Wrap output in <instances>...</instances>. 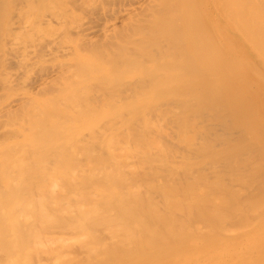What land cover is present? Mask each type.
<instances>
[{
	"label": "bare ground",
	"instance_id": "obj_1",
	"mask_svg": "<svg viewBox=\"0 0 264 264\" xmlns=\"http://www.w3.org/2000/svg\"><path fill=\"white\" fill-rule=\"evenodd\" d=\"M86 1L0 0L2 67L16 57L3 56L9 39L40 37ZM136 1L98 0L66 50L39 42L40 56L62 47L89 66L65 60L58 70L60 60L58 81L35 91L32 65L14 80L0 74L3 127L17 110L43 115L45 94L64 105L60 117L90 122L58 133L72 121L43 103L59 125L28 118L36 129L21 138L9 127L17 142L12 156L5 143L0 151V264H264V0ZM126 6L135 12L118 27Z\"/></svg>",
	"mask_w": 264,
	"mask_h": 264
},
{
	"label": "rangeland",
	"instance_id": "obj_2",
	"mask_svg": "<svg viewBox=\"0 0 264 264\" xmlns=\"http://www.w3.org/2000/svg\"><path fill=\"white\" fill-rule=\"evenodd\" d=\"M86 1V0H85ZM97 1L98 0H94V2L92 1V0H87L86 2H84V4H86V5H84L83 4V6H81V7H79V9H76L74 12L73 11H69V9H67L68 11H66V20H62V21H56V20H53V22H52V24H49V23H45L44 24V28H43V32L41 33V35H40V37L39 36H37V35H34V37H32V38H30V39H27V38H24L23 36H25V34H21V33H19V34H16L14 37H12L11 39H9V41H8V44H7V46H6V48L4 49V51H3V56H9L10 58H13L14 56H16L14 59H13V62H12V64L8 67V68H3L2 67V64L0 63V74H1V76H3V77H6L9 81L11 80V79H15L16 77H18V76H21L22 74H23V72H25V66H26V64H28V65H32V67H33V69L30 71V77H28V78H31L32 76V79L34 78V81H31L30 79H28V81H27V79H26V83H27V85L29 84V82L32 84V91H35L36 89H37V83H41L45 78H48V79H46V80H48V82H49V80L51 79V77H55V78H53V79H55V82L56 81H58V79H57V77H56V71L57 70H54V66L56 65L55 63L56 62H58V61H65V60H67V61H71L72 60V57L73 56H69V55H67L68 53H67V51H62V47H57V46H54L55 48H53V49H55V52L54 51H52L51 52V50H45L44 52H42L41 51V56L39 55V53H38V51H37V48H38V46H39V42H41V44H42V47H44V46H47L48 44H52L53 42H54V40L55 41H57L58 40V43H59V46H61V44L60 43H62L63 45V47L65 48V44L67 43V47L66 48H68L70 45H71V41L69 40V39H71V38H69L68 39V35H69V33L71 34V35H75L74 33L72 34L71 33V29H74L75 30V27L78 25V24H82L83 22H85V21H87L88 20V18H89V15H90V12L94 9V8H96V6H95V3H97ZM91 2V3H90ZM92 2L94 3V4H92ZM146 2H147V0H137L136 2H135V4H134V6H135V8L137 9V7H139V6H141L143 3H145V4H143V6L144 5H146ZM90 4V5H89ZM97 5V4H96ZM95 6V7H94ZM127 7V6H126ZM133 7V6H132ZM132 7H127L126 9H120V11H119V13H118V19H116V21H115V24L119 27V26H121V24L123 25V21L125 20H127V18H128V16H129V14H132V13H134L135 12V8L133 9ZM118 9V8H117ZM91 10V11H90ZM119 10V9H118ZM118 10H116V11H118ZM109 11V10H108ZM130 11H131V13H130ZM61 12V11H60ZM129 13V14H128ZM64 15H63V17H64ZM96 15H99V13L97 14L96 13ZM127 16V17H126ZM126 18V19H125ZM123 20V21H122ZM55 21V22H54ZM125 21H124V23H125ZM59 22H61V23H59ZM109 26H113V25H109ZM72 32H75V31H72ZM95 33V32H94ZM70 36V35H69ZM69 40V41H68ZM53 41V42H52ZM61 41V42H60ZM65 43V44H64ZM47 44V45H46ZM65 45V46H64ZM57 48H61L60 50L63 52L62 54L60 53V52H58V50H57ZM66 48H65V50H66ZM14 49H16L15 51H14ZM56 50H57V52H58V54L56 55ZM59 50V51H60ZM249 55L251 56V58H253V60H255L256 61V63H257V65L259 66V64H261V61H260V58H259V53L255 50V48H253V47H251V48H249ZM55 53V54H54ZM60 53V54H59ZM64 55H65V57H64ZM75 57V56H74ZM73 57V58H74ZM76 58L78 59H80L79 61H77L76 60ZM76 58L75 59H73L70 63H72L73 61V63H74V66L75 65H77V63H78V66H76V67H78L77 69V71H79V64H81L82 62H85V63H83V64H81V66L83 65L84 66V64L85 65H88V58H86V57H84V56H76ZM83 58V59H82ZM76 60V61H75ZM60 61V62H61ZM67 61H65V63H57V66H55V68L56 69H58V67L59 66H61L62 64L64 65V64H66V62ZM81 61V62H80ZM80 62V63H79ZM43 64V66H44V70H42L43 72H41V73H37V68L40 66V65H42ZM67 64H68V62H67ZM66 64V65H67ZM59 65V66H58ZM45 66H47V70L45 71V69H46V67ZM65 66V65H64ZM89 66V65H88ZM88 66L86 67V69L88 68ZM76 67H74V70H73V73H71L72 74V76L74 75V72L76 71ZM90 68V67H89ZM263 68V69H262ZM262 71H264V67L262 66ZM65 69V71H67L66 70V68H64ZM69 69V68H68ZM81 69V68H80ZM85 68H83V71H81L80 73L78 72V74H80L81 75V73L82 72H85V75H87L88 73H86V70ZM91 69V68H90ZM55 71V73H52V71ZM58 70H60V67H59V69ZM92 70V69H91ZM35 71V72H34ZM53 71V72H54ZM69 72V71H68ZM67 72V73H68ZM88 72H89V69H88ZM66 73V74H67ZM57 74H59V73H57ZM71 74L69 73L68 74V76H66L65 78H67V79H69L68 77H71ZM82 74H84V73H82ZM41 75V76H40ZM76 75H77V73H76ZM76 75H74V76H76ZM25 76H26V73H25ZM37 76H39V77H37ZM83 76V75H82ZM41 77H42V79H41ZM39 80H38V79ZM74 77H71L70 79H73ZM24 79V78H23ZM57 79V80H56ZM82 79H84V77L82 78ZM36 80V81H35ZM37 81H39V82H37ZM53 81V80H52ZM44 82V81H43ZM34 83H36V85L34 84ZM50 83H52L51 82V80H50ZM34 84V85H33ZM0 87H2V83H0ZM4 91H3V89H1L0 90V112L1 111H3V108L6 106H4L3 107V105L4 104H6V102L8 103V101L10 100V99H8L6 96H5V100L3 99V97H4V95L1 97V95H2V93H3ZM49 94H45V96H44V94H43V96H44V98L43 97H41L40 96V98H41V102H43L44 104H45V106L48 108V111L50 110V113H51V111H53L51 108H53V106L55 105V103L54 104H51V106H50V104L49 103H52V102H50V100L48 99H46L47 97L46 96H48ZM53 95V94H52ZM52 95H50V96H52ZM49 97V96H48ZM46 100H47V103H48V101H49V103L47 104L46 103ZM42 103V104H43ZM11 104H13V106H15V104H16V100L15 101H12V103ZM42 104H40L39 106H34V108L32 107V109H31V112H32V110L34 109V111L36 110V108H38V110H36V112H37V114H38V111H39V109L41 108V111H45V113L42 115V113H40L41 111H39V116L41 117V119H42V122L43 121H45V123H47L46 125H48L49 123L51 124V123H55L56 125H59V124H57L56 123V121L54 122V120L56 119V120H59V117H60V115H62L63 113L61 112L62 110L64 111V108H63V106L62 105H55L54 107L56 108V112H57V116H59L58 118H55V116L52 118L50 115L51 114H48V112L46 111L47 109H46V107L44 106V104L42 105ZM53 105V106H52ZM50 106V107H49ZM3 107V108H2ZM16 107V106H15ZM14 107V108H15ZM135 107V106H134ZM2 108V109H1ZM43 108H45V109H43ZM54 109V108H53ZM59 109H62L61 111H59V112H61L62 114H59L58 113V111L57 110H59ZM55 110V109H54ZM17 111H19L18 113L17 112H15V114L17 113V114H19V115H17L16 114V117L17 116H19V118H20V114H21V111L22 110H17ZM43 111V112H44ZM111 111H114V110H112L111 109ZM128 111V110H127ZM23 113H24V111H23ZM29 113V112H28ZM28 113H25V115H26V118H25V115H23V114H21L22 115V117H24L25 119H22V121L18 118V120H16L17 122H19L20 124L22 123V124H24L25 126L24 127H22L20 124H18L16 121V123L14 122V120L16 119V118H10V119H13V122L15 123V124H11L12 126H9V124L10 123H12L11 122V120L9 119V118H7V117H5V119H6V121L4 120L3 122H4V125H7V126H5V127H3V125L1 124L2 123V121L0 122V142H3V143H0L1 145H0V151H2V153L4 154V153H6V149H5V151H3V149H4V143L8 146V148L10 149V147L12 148L10 151H9V149L7 148V146H6V148L8 149L7 151V153L8 154H10L11 155V151L13 150V146L12 145H14L17 141L16 140H13L14 138H12V137H10V134L12 135V130L13 129H16L17 128V130L19 129L20 130V138L23 136V134L25 133V134H29V133H31V134H34L33 132H34V130L36 129V128H33L32 130H29V129H31L32 127L31 126H33V121L35 122V120H37V119H39L40 117H38V115L36 116V114H35V112H33L34 114H35V116H33L34 114H31L32 115V117H31V119H30V113L28 114ZM52 113H54V111L52 112ZM66 113V112H65ZM124 113H126V110L124 111ZM15 114H13V115H15ZM27 114L29 115V116H27ZM59 114V115H58ZM55 115V114H54ZM64 116H65V114H63ZM67 115V114H66ZM46 116V117H45ZM49 116V117H48ZM64 116L62 117L63 119H64ZM21 117V118H22ZM60 117V120L62 119ZM28 118L32 121V125L30 126V123H29V120H28ZM34 118V119H33ZM48 119V121H49V123H48V121L47 120H43V119ZM68 118V121H69V119L71 120V117L69 118L68 116L66 117V119ZM41 119H39L40 120V122H41ZM66 119H64V121L66 122ZM7 120H9V124H8V121ZM23 120H25V122H23ZM28 120V121H27ZM60 120H59V122H60ZM75 119H73L72 118V123H68V121H67V123L69 124V126L70 127H72V126H74L73 128H70V130H67V128L68 127H66V125H68V124H66V123H62L61 122V124L64 126V128H66V129H64V128H62V126H55V127H57V129L59 130V129H61V131H62V129L64 130V133H69L70 131L72 132V130H77L78 131V129H80L79 127V125L81 124V125H83V126H81V129H83V128H85L87 125H88V123H90V122H88L87 123V121H85V120H81V122H80V124L77 122L76 123V121H74ZM78 120V119H77ZM52 121V122H51ZM63 121V120H62ZM63 121V122H64ZM82 121H83V123L85 122V123H87V124H82ZM7 123V124H6ZM36 123H37V121H36ZM44 123V122H43ZM35 124V123H34ZM95 124V123H94ZM170 124H172V123H170ZM169 124V125H170ZM27 125L28 126H30V128H28V132L27 131H25L24 130V128L25 127H27ZM45 125V124H44ZM54 125V124H53ZM78 125V126H77ZM14 126L16 127V128H14ZM20 126V127H19ZM35 126L37 127V128H42V126H39V123L36 125L35 124ZM39 126V127H38ZM75 126H77L78 128H76ZM219 127H221L220 125H218ZM12 129H10V128ZM45 127V126H44ZM43 127V128H44ZM8 128V130H10V131H8L9 133L7 134V131H4V130H6ZM68 128V129H69ZM26 129V128H25ZM38 129V130H39ZM60 130H59V132L58 133H60L61 132ZM3 132H5V134H7L8 135V137L10 138H8L7 140H3L4 138H7V136L5 137L4 136V134H3ZM14 132H16V130L14 131ZM13 132V133H14ZM18 132V131H17ZM14 133V135L15 134H18V133ZM57 132V131H56ZM54 133V131L53 132H50L49 133V135L50 134H55L54 135V137H56V136H58L59 134L58 133ZM21 133H22V135H21ZM63 133V131H62V134H64ZM172 133V132H171ZM38 133H36V135H34L35 137H38L39 135H37ZM62 134H60V135H62ZM13 135V136H14ZM65 135V134H64ZM4 137L2 140H1V138L2 137ZM63 136V135H62ZM62 136H61V138H62ZM51 137H53L52 135H51ZM51 137L50 136H48V139L50 140L51 139ZM12 138V139H11ZM59 140H60V136H59V138H58ZM58 140V141H59ZM10 143H13V144H10ZM11 145V146H10ZM18 148V147H17ZM15 149L14 148V151L16 150V152H18V151H20L21 152V150L18 148V149ZM18 150V151H17ZM9 152H11V153H9ZM14 153V156H15V154L16 155H18V154H20V152L19 153ZM22 152H23V150H22ZM1 153V154H2ZM22 154V153H21ZM4 156V155H3ZM6 156H7V158L8 157H10V156H8L7 154H6ZM6 156H4V158H6ZM12 156V155H11ZM20 155H18L17 157H19ZM0 158H2V155L0 156ZM12 157H10V159H11ZM15 159H17L16 157H14ZM13 158V160H15ZM3 159V158H2ZM5 160V159H4ZM12 160V159H11ZM12 160V161H13ZM198 160H201V158L200 159H198ZM1 161H3V160H1L0 159V165L2 164V162ZM6 161V160H5ZM7 161H9V159L7 160ZM4 163V162H3ZM0 174H1V170H0ZM2 175H5V174H2ZM1 176V175H0ZM260 235L259 234H255L254 233V235H251L250 234V238H252V239H254V238H257V237H259ZM240 244V243H239ZM251 245H254V243L253 244H251ZM251 245L249 246V248H251ZM235 251H237V249H235ZM234 255H238V252H234ZM252 259L254 260L255 259V256H254V258L252 257ZM241 260V259H240ZM239 259L234 263V264H238L239 263V261H240ZM251 263H253V262H251ZM254 264V263H253Z\"/></svg>",
	"mask_w": 264,
	"mask_h": 264
}]
</instances>
